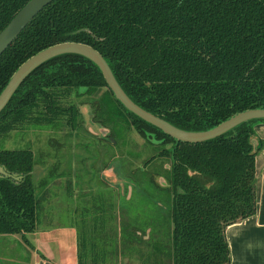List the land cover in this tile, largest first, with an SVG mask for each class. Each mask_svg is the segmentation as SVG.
<instances>
[{"label":"trees","instance_id":"16d2710c","mask_svg":"<svg viewBox=\"0 0 264 264\" xmlns=\"http://www.w3.org/2000/svg\"><path fill=\"white\" fill-rule=\"evenodd\" d=\"M29 1L0 0V32ZM64 42L99 52L133 103L180 130L207 131L238 113L264 109V0H54L0 56V93L27 59ZM99 90L104 92L93 98ZM72 98L84 100L75 105ZM80 106L88 107L91 122L107 130L106 137L117 143L130 127L159 147L156 156L167 162L155 174L145 169L156 156L141 171L128 172L123 159L113 162L124 188L133 186L144 199L157 200L154 209L146 203L152 213L143 221L148 238L145 230L121 223L113 228L116 241L144 243L148 264H230L224 232L255 213V156L261 144H253L254 125L264 119L201 143L179 142L127 111L94 63L65 54L18 87L0 113V138L23 127H72ZM33 158L30 150L0 149V166L21 177L0 178V236L25 238L35 230ZM96 240L102 246L116 242ZM95 245L93 238H79L78 264L107 257H96Z\"/></svg>","mask_w":264,"mask_h":264},{"label":"rangeland","instance_id":"374dc122","mask_svg":"<svg viewBox=\"0 0 264 264\" xmlns=\"http://www.w3.org/2000/svg\"><path fill=\"white\" fill-rule=\"evenodd\" d=\"M103 92L104 90H99L93 98L99 97ZM83 100L84 98L71 99L75 105ZM79 113L80 117H77L72 127H23L13 131L4 139L0 138V149L30 150L33 153L34 166L30 175L37 201L36 217L38 222L41 221L37 228L45 225L47 219L51 222V217L62 226L76 225L81 232L90 234L95 239V246H99L98 249L95 248L96 257H102L100 252L107 256L97 258V264H148L145 257L146 245L140 242H117L118 235L113 233V228L115 230L121 223H131L134 226L130 227L145 230L144 239H147L149 230L145 229L143 221L151 219L152 213L146 203L150 202L149 208L154 209L157 200L144 199L141 189L134 190L133 186L124 188L123 178L117 174L121 170L113 162L125 160L128 163L125 170L129 172L135 168L141 171L144 162L156 156L160 148L144 141L130 127L120 132L121 137L117 138L116 143L106 137L107 130L91 122L88 107L80 106ZM156 157L145 169L152 170L149 172L153 174L161 172L160 166L166 162L162 157ZM166 163L164 167L168 168ZM153 179L162 187L166 184L156 175H153ZM150 192L148 195L156 197L154 192ZM76 212L78 215H75ZM79 216L84 218L83 222L90 219L99 223L103 219L107 223L102 224L101 229L95 226L89 233L85 229L88 225L78 222ZM99 231L104 234L98 235ZM137 234L141 236L139 232ZM114 235L117 237L114 238ZM19 237L0 236V264H28L26 260L30 251L23 248ZM108 237L117 244L115 242L114 246H108L106 243L102 246L96 240L100 238L107 241ZM27 248L30 249L26 246ZM89 261L87 258L84 263L89 264Z\"/></svg>","mask_w":264,"mask_h":264},{"label":"water","instance_id":"95a60500","mask_svg":"<svg viewBox=\"0 0 264 264\" xmlns=\"http://www.w3.org/2000/svg\"><path fill=\"white\" fill-rule=\"evenodd\" d=\"M53 1L54 0H30L15 14L12 20L0 32V56L17 39L20 33L27 27L34 17ZM65 54L79 55L94 63L102 74L108 89L127 111L179 142L201 143L218 138L246 121L264 119V109H253L238 113L207 131L190 132L180 130L133 103L115 80L109 66L100 53L88 45L75 42L55 44L41 50L27 59L15 71L0 93V113L6 107L18 87L34 70L48 61ZM0 178L21 179V177H17L16 175L8 174L1 166Z\"/></svg>","mask_w":264,"mask_h":264},{"label":"crops","instance_id":"0c3cea01","mask_svg":"<svg viewBox=\"0 0 264 264\" xmlns=\"http://www.w3.org/2000/svg\"><path fill=\"white\" fill-rule=\"evenodd\" d=\"M254 132V146H257L258 143L261 144V149L255 156L256 210L252 216L225 228L224 234L229 246L230 264H264V123L255 124ZM50 219L51 222L47 219L46 224L39 228H37V224L41 221H37L35 230L25 235V238H21L19 235V240L23 242V248L30 251L27 263L78 264L79 238L82 237L86 241L92 239L91 235L81 232L76 225L62 226L52 217ZM77 220L81 224L88 225L85 229L89 233L95 226H100L90 219L83 222L84 218L81 216ZM101 220V224L107 223L105 220ZM26 246L30 249H26ZM89 248L91 249L90 245Z\"/></svg>","mask_w":264,"mask_h":264}]
</instances>
